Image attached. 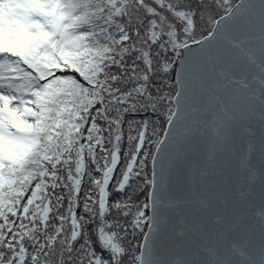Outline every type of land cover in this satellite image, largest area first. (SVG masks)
Returning <instances> with one entry per match:
<instances>
[{
    "label": "snow or ice",
    "instance_id": "1",
    "mask_svg": "<svg viewBox=\"0 0 264 264\" xmlns=\"http://www.w3.org/2000/svg\"><path fill=\"white\" fill-rule=\"evenodd\" d=\"M0 264H264V0H0Z\"/></svg>",
    "mask_w": 264,
    "mask_h": 264
}]
</instances>
